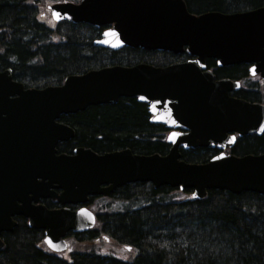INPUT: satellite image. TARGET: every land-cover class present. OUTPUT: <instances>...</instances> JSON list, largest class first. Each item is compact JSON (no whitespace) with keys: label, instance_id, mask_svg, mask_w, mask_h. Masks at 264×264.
Wrapping results in <instances>:
<instances>
[{"label":"water","instance_id":"95a60500","mask_svg":"<svg viewBox=\"0 0 264 264\" xmlns=\"http://www.w3.org/2000/svg\"><path fill=\"white\" fill-rule=\"evenodd\" d=\"M49 8L55 21L108 26L97 46L195 58L165 67L110 65L43 88H26L10 68L0 72V250L5 246L1 234L12 231L13 217L22 215L32 228L44 231L51 250L65 251L69 233L95 225L96 216L85 206L90 196H109L129 183L191 189L195 198L212 189L264 195V153L224 152L234 147L236 133L263 134L264 105L231 97L238 82L215 80L211 71H203L209 58L221 66L254 63L252 74L264 71V6L195 14L185 0H80ZM120 98L147 104L152 122L172 129L166 154H136L129 148L98 153L85 147L58 154V143L76 134L60 122L62 115ZM199 147L223 152L205 163L181 159L180 149ZM47 198L63 207L35 204ZM78 204L83 206H67Z\"/></svg>","mask_w":264,"mask_h":264},{"label":"trees","instance_id":"16d2710c","mask_svg":"<svg viewBox=\"0 0 264 264\" xmlns=\"http://www.w3.org/2000/svg\"><path fill=\"white\" fill-rule=\"evenodd\" d=\"M62 1L79 0H0V72L10 68L14 80L28 88H43L91 69L140 63L167 66L183 56L141 47L114 51L97 46L95 41L106 26L54 21L49 7ZM185 1L195 14L264 6V0ZM217 72L239 79L245 77L246 68L226 66ZM241 94L250 101L261 98L256 90ZM61 121L76 134L58 145L60 152L70 153L76 147L98 153L129 148L136 154L164 155L170 148L166 127L151 122L147 105L136 98L89 106L63 115ZM180 152L186 162L205 163L218 150L199 147ZM232 153H264V132L243 136ZM100 199L108 202L97 204L103 208L97 227L72 236L84 244L99 240L102 233L105 240L129 246L131 256L82 246L70 251L69 257L59 256L46 247L42 230L19 220L12 231L2 234L5 246L0 250V264H264V195L260 193L212 189L205 197L195 198L189 190L136 182Z\"/></svg>","mask_w":264,"mask_h":264},{"label":"flooded vegetation","instance_id":"af4514ba","mask_svg":"<svg viewBox=\"0 0 264 264\" xmlns=\"http://www.w3.org/2000/svg\"><path fill=\"white\" fill-rule=\"evenodd\" d=\"M177 55H180V54H177ZM182 55L183 56H181L180 59L178 61H176V62H184V61H188V60H193L194 59L193 56H190L187 53H182ZM205 63H206V68L203 69V71H211L214 74V79L215 80L231 79L234 82L240 83V87L237 90H234V91H232V92L229 93L230 96L235 97V98H238V99H244V100H247V101H249L251 103H258L260 105H264V76H263L264 71L263 72L260 71V72H258L256 74H252L251 73V68L254 65V63H241V64L227 65L228 67L229 66H243V67L246 68V75H245V77H241L239 79L238 78H234V77L221 76L217 71H218V69L223 68V67H226V66H221L219 64V62H218L217 59L209 58V59L206 60ZM253 90H256V91L260 92V94H261L260 100H258V101H250V100H248L247 98H245L241 94L242 91H253ZM147 108H148V106H147ZM148 112H149V110H148ZM73 114H75V113H73ZM149 114H150V112H149ZM67 115H69V114H67ZM150 121H151V115H150ZM153 123H156V122H153ZM156 124L164 125L162 123H156ZM236 136H237V134H236ZM241 138H243V137H240L239 138L237 136V141L239 139H241ZM237 141H236V143H237ZM65 142H67V141H65ZM62 143H64V142H62ZM211 148L217 149L216 147H211ZM233 148H227L225 151L226 152H231L233 150ZM73 152H74V150L72 152L68 153V154H72ZM59 153H62V152L59 151ZM64 153H66V152H64ZM58 192H60V191H58ZM95 198H97V197H94L93 200H91V198H90V200L87 203L88 209H90L94 213H96L95 210H93L90 206H93V205L94 206L95 205L98 206L97 205L98 203L95 204ZM35 204L36 205L42 204V205L46 206L48 209H58V208L62 207L61 204H59L56 200H53L51 198L41 199L39 202H37ZM69 207H71V209H76V208H78L80 206H69ZM98 213L99 212L96 213L97 216H98ZM13 219L17 222V225H18V221L19 220H25L26 223H28V225H29L28 218H26L24 216L16 215V216L13 217Z\"/></svg>","mask_w":264,"mask_h":264},{"label":"rangeland","instance_id":"374dc122","mask_svg":"<svg viewBox=\"0 0 264 264\" xmlns=\"http://www.w3.org/2000/svg\"><path fill=\"white\" fill-rule=\"evenodd\" d=\"M100 198H102V197L95 198V204L96 203L103 204L104 202H108V200H105L103 202ZM116 206L117 205H115L113 209H115ZM90 207L93 210H95L96 213L99 211H102V209H103L102 207H98L96 205L95 206L93 205ZM100 237L101 238L99 240L97 239L96 241H91V242H87L84 244H80L75 240V238L73 236H69L67 238L69 250H67L64 254H62L63 257H69L70 251L77 250L78 248L80 249L81 246L84 248H95L96 250L98 248L101 253L112 252V253H115L117 256L124 257V258L129 257V255L131 256L133 254L131 249H127L125 245H118L111 240H108V239L105 240V236L102 233L100 234Z\"/></svg>","mask_w":264,"mask_h":264},{"label":"snow or ice","instance_id":"6c2138e0","mask_svg":"<svg viewBox=\"0 0 264 264\" xmlns=\"http://www.w3.org/2000/svg\"><path fill=\"white\" fill-rule=\"evenodd\" d=\"M54 15H56L57 17H59V13H54Z\"/></svg>","mask_w":264,"mask_h":264},{"label":"bare ground","instance_id":"6f19581e","mask_svg":"<svg viewBox=\"0 0 264 264\" xmlns=\"http://www.w3.org/2000/svg\"><path fill=\"white\" fill-rule=\"evenodd\" d=\"M59 191V190H58ZM22 216V215H21Z\"/></svg>","mask_w":264,"mask_h":264}]
</instances>
